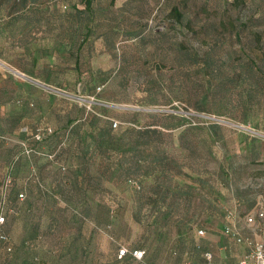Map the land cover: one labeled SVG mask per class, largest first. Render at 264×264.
<instances>
[{
	"label": "rangeland",
	"instance_id": "obj_1",
	"mask_svg": "<svg viewBox=\"0 0 264 264\" xmlns=\"http://www.w3.org/2000/svg\"><path fill=\"white\" fill-rule=\"evenodd\" d=\"M87 1L0 6V264H208L206 251L234 264L242 248L223 227L249 234L245 215L264 207V0ZM87 114L111 125L114 151L140 136L139 150L177 167L164 182L109 170L95 144L83 161L79 145L99 133ZM39 127L51 131L32 143ZM24 140L42 153L23 152ZM195 175L210 184L213 214L183 216L171 189V213L148 200L152 185Z\"/></svg>",
	"mask_w": 264,
	"mask_h": 264
},
{
	"label": "trees",
	"instance_id": "obj_2",
	"mask_svg": "<svg viewBox=\"0 0 264 264\" xmlns=\"http://www.w3.org/2000/svg\"><path fill=\"white\" fill-rule=\"evenodd\" d=\"M26 1L27 0H21L22 5H25ZM1 3H2V0H0V6H1ZM89 3H90V1L88 0L87 5H89ZM12 8H15V7L13 6ZM100 108L105 109L104 106H101ZM97 119H98V117L95 114H91V115L87 114L84 118L83 126L84 127H87V126L91 127L90 134L93 136L92 130H94L96 128H98L99 133L97 135V140H98L97 142L95 140H93V141L87 140V138L89 136V133H88V134H86L87 136L84 140V143L82 145H79V149H80L79 154H80L83 161L88 160V158H89L88 156L91 155L92 147L96 145L98 147L99 151L102 152L101 154H102L103 160L105 162V168L108 169V167H109V170H112V167L117 165V166H119L120 169L123 170V172L132 174V172L136 171V172H139L140 176H142L143 173H144V176H149L150 174H155L156 172H158V174H157L158 180H161L160 178H163L162 181L164 182L165 181L164 178L167 177L173 171V168L177 167L178 164H176V161L172 158H169L165 154L159 153L157 151L147 150V149H144V152L139 150L138 146H140L142 144V142L140 140L141 139L140 136L133 143H128V145H126V147H124L125 149H122L121 153L114 151L113 150L114 148H117V149L123 148L122 143H116L115 144L113 142V140L111 138V132H112L111 131V125L108 124V121H104V124L102 126L97 127ZM39 128L42 130L41 138L44 136L46 137V135L47 136L49 135V132H46V129H48L49 127H39ZM130 128H132V127H130ZM36 129H38V128H35L32 131L31 136H30L31 137L30 141L32 143L39 142L41 140V138H40V140L34 139V132L36 131ZM132 129H134V128H132ZM22 143H25L27 146H30V143L28 142V140H24V141H22ZM20 147L23 148L21 143H20ZM126 151H129V153H126ZM33 152L42 153V152L36 151V149H33L31 153H33ZM44 154L47 155V153H44ZM127 156H130L131 161L127 166L123 167L124 166L123 163L125 161H127ZM59 166H62V169H65L64 165L59 164ZM178 169H179L178 171H180L181 167H179ZM34 178L35 179L37 178L38 181L37 180H34V181L36 183H38L39 186H42L41 180L36 175H34ZM204 181H205V179L200 177V175H195V176L191 177V182H196L197 184H200V186L204 185V183H205ZM200 186H198L197 188H199ZM150 188L153 189L154 195L149 196L148 200L153 202V203H155V202L157 203L158 200H160V198L161 199L166 198V195L168 194L167 191H169L168 185H162V184H157V183L152 185ZM194 189L195 188L193 186L186 187L183 190V193L186 196H189L194 191ZM210 190H212V187L210 188ZM46 191H48L47 187H46ZM20 193H22L23 197H24L23 192L16 193L14 195L15 201L12 203V205L10 204V202H12V200L10 199V197L8 198V201H7V211L8 212H13V214L17 210L19 212V206H16L15 203L17 200L23 199V198H21V199L19 198ZM189 206H190L189 204L185 205L186 209H185V211H182V212H184L183 216L187 215V212H188L187 208ZM169 211L172 212L171 209H169ZM197 215H199V214H197ZM133 250H135V249H133ZM133 250L130 251L129 255L133 259L141 260L144 256L145 252L143 250H141L142 251V257L137 259L132 254ZM136 250H140V249H136ZM127 255H128V250L126 249L125 254L122 256H119V249H118V252H117L118 258H122L123 256H127ZM37 259H40V258L34 256V260H35L36 264H38ZM40 260H42V259H40ZM46 263L48 264L47 261H46Z\"/></svg>",
	"mask_w": 264,
	"mask_h": 264
},
{
	"label": "built area",
	"instance_id": "obj_3",
	"mask_svg": "<svg viewBox=\"0 0 264 264\" xmlns=\"http://www.w3.org/2000/svg\"><path fill=\"white\" fill-rule=\"evenodd\" d=\"M117 122L113 121L112 125L116 126ZM51 129L48 128L46 129V132H50ZM42 136V130L40 128L36 129L34 132V139L35 140H40ZM22 144V151L26 153L32 152V148L28 147L25 143ZM47 156L52 157L53 154H47ZM37 180V178H36ZM38 181V180H37ZM19 198H23V194H19ZM229 216H233V214L229 213ZM259 220H264V207H258L255 211L254 214H248L245 217V222L248 225H253L256 224ZM5 221V216L0 212V225ZM202 229H198L197 233L198 234H203ZM223 233L226 236L231 237L236 243L238 244H244L246 245L247 249L245 252L241 255L239 260L237 261L236 264H264V241L254 239L248 234H242L239 229H237L233 225H225L223 227ZM0 240L6 241L7 240V235L3 231H0ZM7 249H11L10 246H7ZM126 252V249L124 247L119 249V256L124 255ZM132 254L134 255L135 258L139 259L142 257V251L141 250H133ZM207 258H210L209 253H205ZM38 260V264H47L46 261L44 260Z\"/></svg>",
	"mask_w": 264,
	"mask_h": 264
},
{
	"label": "crops",
	"instance_id": "obj_4",
	"mask_svg": "<svg viewBox=\"0 0 264 264\" xmlns=\"http://www.w3.org/2000/svg\"><path fill=\"white\" fill-rule=\"evenodd\" d=\"M30 75V74H29ZM32 78V76H30ZM34 79V78H32ZM31 79V80H32ZM30 80V81H31ZM34 81V80H33ZM31 83V82H29ZM20 96L17 95V98H19ZM158 182H161V181H158ZM204 185L200 186V184H197L196 182H191V181H185V179H182V180H178V181H173L172 183V187L169 188L173 191V195H174V198L176 199V202L179 203L181 205V208H186L185 205L186 204H189L190 205V209H191V212H195V213H200V214H213L214 213V210L213 209V199H212V196L210 193H208V188L210 187V184L207 183V181H204ZM157 184H161V183H157ZM50 186L51 187H55V183H53L51 181L50 183ZM49 186V187H50ZM189 186H193L195 189L194 191L189 195V196H186L184 193H183V190L186 188V187H189ZM198 186H200L199 188H197ZM49 189V188H48ZM50 191V190H49ZM51 192V191H50ZM167 198H164V199H161L158 200L157 202V205L160 209L164 210V214L166 213H171L169 211V209L167 207H162L164 205V202ZM197 200L198 201V208L197 206H194V201ZM159 209V210H160ZM217 209V208H216ZM218 210V209H217ZM221 210V209H220ZM19 211H20V207H19ZM256 211V210H255ZM255 211L249 213V214H254ZM229 213L233 214V216L236 214L235 212H232V211H229ZM228 213V214H229ZM14 214H18V210L16 212H14ZM248 215V214H247ZM245 215V217L247 216ZM236 216V215H235ZM245 217L243 219V223H244V226L245 228H247L248 230L251 231V233H249L248 235H250L252 238L254 239H258V240H262L264 241V232H257L256 230L258 229V223L254 224L253 225H248L246 222H245ZM261 221H264V220H261ZM243 226L237 228L239 229L240 231V228H242ZM261 230V229H260ZM262 231V230H261ZM232 239V238H231ZM233 240V239H232ZM234 241V240H233ZM235 242V241H234ZM236 243V242H235ZM238 244V243H236ZM239 246L242 248L241 250L239 249V252H241L240 255H238L237 259H236V262L234 264L237 263V261L239 260V258L241 257V255L245 252V250L247 249L246 245L244 244H239ZM205 253H209L208 251H206ZM204 253V254H205ZM210 255V258H207L206 255H204L205 259L208 261V264H215L211 261V254L209 253ZM227 255L230 256L229 258L233 257L232 255V252L230 251H227Z\"/></svg>",
	"mask_w": 264,
	"mask_h": 264
}]
</instances>
